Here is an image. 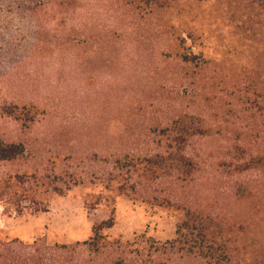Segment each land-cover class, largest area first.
<instances>
[{
    "label": "rangeland",
    "instance_id": "obj_1",
    "mask_svg": "<svg viewBox=\"0 0 264 264\" xmlns=\"http://www.w3.org/2000/svg\"><path fill=\"white\" fill-rule=\"evenodd\" d=\"M21 2L0 4V151L14 156L0 157V240L73 245L114 209L111 239L159 248L198 210L222 225L221 264H264V5ZM177 116L199 136L175 139ZM124 154L185 156L199 181L176 196L158 171L155 199L120 196L108 186Z\"/></svg>",
    "mask_w": 264,
    "mask_h": 264
},
{
    "label": "trees",
    "instance_id": "obj_2",
    "mask_svg": "<svg viewBox=\"0 0 264 264\" xmlns=\"http://www.w3.org/2000/svg\"><path fill=\"white\" fill-rule=\"evenodd\" d=\"M10 0H0V4ZM264 5V0H256ZM53 0H22L31 10H37L44 6L51 5ZM49 8V7H47ZM46 8V10H48ZM187 116H184V119ZM181 116L174 120V138L185 136L193 138L199 136L197 133L199 127L192 123V126L184 128ZM169 131L170 128H165ZM172 131V130H170ZM177 140H174L176 143ZM175 150V149H174ZM22 153V151H21ZM174 153H178L177 151ZM7 153L0 151V157L4 160L14 156H7ZM20 154V152H19ZM174 154V166L162 168L157 162H148L147 160L124 154L113 160L112 168L114 176L111 184L108 186L113 192L120 196L134 195L142 197L143 194L155 199L152 195L155 193L151 188L155 183H159L158 171H162L163 178L167 179L169 184L174 186V194L182 189L188 182L197 184L195 172L199 173L198 166L185 156H176ZM17 156L16 154H14ZM156 159L159 155L155 156ZM162 162V161H160ZM259 172L264 173V156L257 159ZM171 172V174H167ZM132 183L129 190L126 188ZM151 183H153L151 185ZM146 187L144 190L143 188ZM247 193L245 188L234 186L231 193L234 197ZM174 196L179 201V198ZM115 210L110 212L109 219L92 229V236L84 242L71 244H48L43 239H37L25 242L19 239L0 240V264H160V261L166 259L169 264L178 260H197L205 264H221L224 258V251L221 250L224 232L222 225L217 219H211L209 215L203 214L198 210L194 214L187 213L183 224V235L162 247L156 245L148 246L147 249H141L137 244L127 243L123 245L120 238L111 239L110 232L115 228ZM209 216V217H208ZM217 220V221H215ZM215 221V222H214ZM221 230H220V228ZM223 236V238H222ZM176 256V257H175ZM230 263V259L228 260Z\"/></svg>",
    "mask_w": 264,
    "mask_h": 264
}]
</instances>
